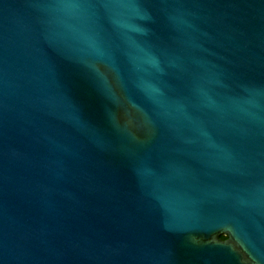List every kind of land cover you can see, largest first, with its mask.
<instances>
[{
    "label": "water",
    "instance_id": "obj_1",
    "mask_svg": "<svg viewBox=\"0 0 264 264\" xmlns=\"http://www.w3.org/2000/svg\"><path fill=\"white\" fill-rule=\"evenodd\" d=\"M0 264H264V0H0Z\"/></svg>",
    "mask_w": 264,
    "mask_h": 264
},
{
    "label": "trees",
    "instance_id": "obj_2",
    "mask_svg": "<svg viewBox=\"0 0 264 264\" xmlns=\"http://www.w3.org/2000/svg\"><path fill=\"white\" fill-rule=\"evenodd\" d=\"M225 237V235H221V238H224Z\"/></svg>",
    "mask_w": 264,
    "mask_h": 264
}]
</instances>
